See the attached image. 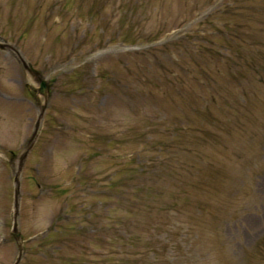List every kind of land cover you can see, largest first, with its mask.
Returning a JSON list of instances; mask_svg holds the SVG:
<instances>
[{
  "label": "rangeland",
  "instance_id": "obj_1",
  "mask_svg": "<svg viewBox=\"0 0 264 264\" xmlns=\"http://www.w3.org/2000/svg\"><path fill=\"white\" fill-rule=\"evenodd\" d=\"M0 43L49 85L33 131L0 50V264L13 219L18 264H264V0H0Z\"/></svg>",
  "mask_w": 264,
  "mask_h": 264
},
{
  "label": "water",
  "instance_id": "obj_2",
  "mask_svg": "<svg viewBox=\"0 0 264 264\" xmlns=\"http://www.w3.org/2000/svg\"><path fill=\"white\" fill-rule=\"evenodd\" d=\"M0 47H2L0 45ZM22 62V66L24 68V70L28 73V75L31 77V79L33 80V82L36 84L37 86V93L43 97L44 99V102H46V98H47V92H48V88H47V84L46 82L40 77V75L38 74L37 71H35L32 66L29 64V63H25L21 60ZM44 106L41 107V111L43 110ZM38 122V120H37ZM37 122H36V125L35 127L37 126ZM34 138V134L32 135L30 141H29V146L27 147V149L19 156L18 160V170L20 169L21 165H22V161L24 159V157L26 156V153L28 152V150L30 149V146H31V141L33 140ZM16 176L14 177L13 181H14V184H15V187H14V209H15V212H16V207H17V180H16ZM15 216H16V213H15ZM12 238L14 239L15 243H16V246H17V257L15 259V262L14 264H17L18 260L20 259V255H21V251H22V245H21V242H20V237H19V232L17 230V226H16V222L15 220L13 219V223H12V230L10 232Z\"/></svg>",
  "mask_w": 264,
  "mask_h": 264
},
{
  "label": "trees",
  "instance_id": "obj_3",
  "mask_svg": "<svg viewBox=\"0 0 264 264\" xmlns=\"http://www.w3.org/2000/svg\"><path fill=\"white\" fill-rule=\"evenodd\" d=\"M156 144H158V143H156ZM159 148H160V146H159Z\"/></svg>",
  "mask_w": 264,
  "mask_h": 264
}]
</instances>
